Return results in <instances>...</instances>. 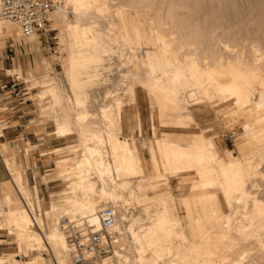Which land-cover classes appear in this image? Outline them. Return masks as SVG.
<instances>
[{"label":"bare ground","instance_id":"6f19581e","mask_svg":"<svg viewBox=\"0 0 264 264\" xmlns=\"http://www.w3.org/2000/svg\"><path fill=\"white\" fill-rule=\"evenodd\" d=\"M122 10L114 18L116 20L119 18L118 23L114 24L118 27L116 29L119 44L131 45L138 54L140 62L136 67L139 68L135 70L136 73H132L133 82L146 92L148 98L150 97V105L158 113L161 123L172 128H187L192 123L197 125L190 107L209 103L213 99H217L221 105L245 108L246 113L243 116L250 118L252 113L258 116L253 122L243 124L241 130L244 132V143L241 145L248 147L257 145V148L259 147L257 153L260 154L258 153L256 157L264 159V69L241 61L238 55L231 59L226 53L225 57L226 54L224 55L222 51L220 64L215 60L219 66L216 67L215 64L214 68L206 67L207 65L205 68H199L193 60L179 61L176 52L174 54L171 49L172 43L166 39V34L156 30L155 25L152 26V18L147 15L152 21L140 22L135 19L139 17L138 14L134 17L126 14L125 21ZM105 11L106 6L102 0H63L60 9L51 15L54 27L64 29L66 51L63 52H67L68 57H61L60 63L74 92L80 91L81 87L86 85L84 81L86 82L85 79L88 78L87 65L102 60L100 53L103 49L99 51L98 45L101 42H97L99 38H95L97 33L93 27L96 26V22L91 20L92 13L95 12L100 17ZM69 13L72 14V19L68 17ZM106 25L111 27L113 24L110 26L108 21ZM144 25H147L146 28L150 31H147ZM14 30H18L15 25L0 23V40L11 37ZM107 37H110L109 34ZM34 42L37 44L33 38L32 45ZM103 45L101 44L102 47ZM114 46L116 47V44ZM222 48L224 52H229V46L224 45ZM110 52H113L111 47ZM258 52V50L254 54L252 52L253 60L258 58ZM41 66L42 69L47 68L45 61L41 60ZM19 68L7 72L21 75ZM31 73L28 72L29 77ZM81 75L83 78H78ZM35 80L37 79H32L31 83ZM41 83L42 91L37 96L40 100H49L47 107L42 109V116L52 120L57 138L67 139L76 134L79 139L76 146H81L82 151L59 161L58 165H62V168L55 171L54 179L62 182L65 188L56 195H50L49 206L43 213H40L41 200L37 188L34 187V200H31L30 190L23 180L21 171L16 170L14 164L8 167L9 171L6 168L20 201L6 206L0 202V231L8 228V235L14 236L16 240L17 253L14 256L9 254L0 256V264H9L10 260L17 261L24 253H31L34 256L32 264H47L43 257L45 252L52 255L53 264H70L68 257L70 246L60 221L64 218L68 220L79 218L86 221L89 228L97 229L100 211L109 207L113 208L117 215L116 236L112 242L111 253L104 260L105 264H216L209 256L216 253L213 251L217 250V245L213 241L218 242L219 239L223 241L219 244L224 248L223 262L264 264V169L263 167L259 169V164L264 163L263 160V163H260L261 161L259 164L253 163L251 158H254L255 154H250L251 151L250 155L240 158L235 157L231 151L220 157L216 153V144L203 134L176 137L166 133L161 138L158 149L154 146L147 147L152 173L145 175L141 159L143 157L139 154L135 139L122 135L124 105L117 104L113 110L115 117L112 118L109 106L101 104L97 115L101 127L98 128L99 121L96 119L97 124L94 122L97 117L87 111H79L75 118H71L73 107L69 106L68 102L62 103L55 98L56 91L50 82L51 86ZM135 88L134 86L129 88L131 93L129 102L137 110ZM75 102L78 106L83 104L79 95L78 97L76 95ZM107 119L111 121L108 122ZM135 121L136 128H139L140 117L137 112ZM151 125L152 130L157 128L154 121ZM182 142H187V145ZM3 146L4 144L0 143V152L7 154ZM73 147L75 146H68V149ZM103 148L107 149L106 155L109 156L110 162L105 159L107 156L103 155L106 153ZM59 151L61 149L54 152ZM191 171L196 176L190 188L192 195L181 202L187 216L188 223L185 224L189 225L191 230V234H188L193 238L189 244L175 243V239L186 240L188 234L185 237L186 234L180 231L179 219L174 209L176 202L170 193L156 196L159 198L160 210L152 215L147 212L145 219L123 215L127 214L128 206H131L129 199L136 196V192L149 196L154 193L155 184L164 176L176 174L182 176ZM247 174L253 177L250 183H247ZM124 177L141 179L139 181L141 189H133ZM246 184H249V187ZM36 206L38 212H35ZM222 208L225 209V213ZM248 209L250 211L247 213ZM31 214L35 215L38 226L36 228L32 227ZM247 214H250V217L246 218ZM221 217L222 225L219 226ZM238 219L240 221L235 223ZM146 220H149V223L145 222ZM211 221L215 224L216 233L213 229L208 232H214L219 238L209 240L214 247L216 245L213 247L214 250L211 243L209 245V241L205 242L206 238L203 237L202 232H206V235L208 232L199 230L201 228L204 230V224ZM212 224L208 223L206 226ZM212 232L210 237L215 236ZM164 252L171 254L170 257ZM202 255L208 259L202 258Z\"/></svg>","mask_w":264,"mask_h":264},{"label":"rangeland","instance_id":"374dc122","mask_svg":"<svg viewBox=\"0 0 264 264\" xmlns=\"http://www.w3.org/2000/svg\"><path fill=\"white\" fill-rule=\"evenodd\" d=\"M102 1H104L106 6V11L103 13L104 15L101 14L103 16L99 17L94 12L92 13L93 17L91 20L96 22V26H100L99 31H104L99 32L98 27L93 26L95 27V32L97 33L95 38H99L98 40L100 41L97 40V42H101L100 44L98 43L99 51L101 48L103 49L101 50L102 53H100L102 60H100L98 63L87 65L86 72L88 73V78L85 76L84 77L86 78L85 80L88 81L89 79V81L85 82L83 80L84 84L86 85L83 84L84 87L82 86L78 92H74L72 90L70 83L65 76L64 68L60 63L61 57H68V53L63 52L64 50L66 51V41L64 40V29L62 27L55 28L53 21H51L52 32H50L49 35L51 37L55 36L56 39L49 41L47 44L45 43L43 37L37 38L32 36L23 39L19 35L18 30H14L11 34V37H6L5 39L0 40V132L2 133L0 142L5 146H3L5 149L2 148L4 149V152L7 151V154L0 152V156L8 171V166H11L14 163L16 164V168L21 171L23 180L30 190L31 200H34V187L37 188L38 196L41 200L40 213H43V210L48 208L50 195H56L65 188V185L62 182H52L49 180V178L55 177V171L62 168V165H58L59 161L68 157H72L74 153L82 151L81 146H76L79 143V139L76 134L67 139L57 138L54 134L55 126L52 120L46 116H42V109L47 107V101L49 100H40L37 96L38 93L42 91L41 82L44 83L43 85H52L55 88V98L59 102H68L69 106L73 107L74 112H72L71 118H75L79 111H87L88 113H91L97 117L101 104L103 106H109L111 109L112 118H114L115 116L113 110L116 108L117 104L124 105L122 112V128L123 119L126 112H134L133 119L135 120L137 110H135L133 108V104L129 102V98L131 97L129 88L132 86L136 87L135 89L137 96L144 100L145 109L147 112H149V115L152 113L151 120L152 122L154 121L157 128L152 130L153 135L151 137L143 135L141 136V127L137 128V130H139V135H126L123 133V129L122 135L125 137L132 136L135 139V144L139 150V154L141 157H143L141 159L145 175L152 173L147 147L154 146L158 149L161 144V138H163L166 133L176 137H189L191 135L190 133H192V135L203 134V136L211 139L216 144V153L220 157H224L227 151H231L235 157L239 156L240 158L244 155H248L251 151L250 154H255V157L251 155L254 157L251 158L253 163L256 162L259 164L260 161V163H263V158L260 159L259 156L256 157V155L260 154L259 152V154L257 153V149L259 148H257V145H250L249 147L245 145L242 146L244 143V132L241 130L243 124L253 122L258 116L255 113H252L250 118L246 115L243 116L246 113L244 111L245 108L243 109L233 105H221L217 99H213L209 103L206 102L204 104H195L193 107H190L197 125L192 123L189 124V127L187 128H172L171 126L168 127V125L166 126V124H162L158 113L150 105V97L148 98L146 92L133 82V74L136 73L137 71L135 72V70L139 68L136 67L139 66V56L131 45L122 43V46V44H119L120 39L118 37V29H116L118 27L117 25L114 26V24L118 23L119 18L117 17V20L114 18H116V14L120 13L119 11L122 10V8V13L123 15L125 14L123 17L125 21H127L126 14H130L133 17L135 14H138L139 17H136L135 19L140 22L151 20L148 19L149 17L152 18V26L155 25L156 30H161L160 32L166 34L164 35L166 36V39L172 43L171 49L174 51V54L176 52L175 55L179 57V61H196V63L199 65V68H205L206 65V67L212 66L211 68H214L215 64H217L216 67H218L220 57L223 55V53L224 55L227 53L228 57L231 59L235 58V55L236 57L238 55L241 61L243 60L244 62H247V64L256 65L264 69V0ZM123 11H125V13ZM113 14L115 15L113 16ZM145 16H147V19ZM68 17L70 19L73 18L71 13L68 14ZM108 21L110 26L113 24L111 26L112 28L106 25L108 24ZM8 24L10 25V23ZM143 27H145L147 30V25H144ZM147 31L150 30L148 29ZM108 34L111 38L107 37ZM110 34L115 35L118 38H115V36H111ZM103 35L105 37H103ZM33 38L37 41V44L34 42L35 44L32 45ZM114 40L116 41L114 42ZM101 44H108L107 46H109V49L106 47V45H103L102 47ZM114 44H116L117 48L114 46ZM224 45L229 46V52H224L222 50ZM110 47L111 51H113L115 55L113 52H110ZM105 50H108L107 54ZM256 50L259 51L257 53L258 58H255L256 61H254L255 59L253 60V54ZM220 52L221 55L219 56ZM227 54L225 57H227ZM41 60L45 61L47 67L46 69H42ZM215 60H217L218 63ZM17 68L21 70V75H18L17 73L8 74L7 71H12ZM29 71H32L31 77L28 75ZM130 74H132V76ZM18 77L19 79H17ZM34 78L39 80V82L35 80L31 83V80ZM78 78L81 79L83 76L81 75ZM49 82L51 85H49ZM12 84H15L14 91L10 89ZM5 85L7 88L1 89V87ZM76 95L77 97L79 95V99L81 98V102L83 103L81 106L76 105ZM16 105H22L24 110L30 114V118L28 119L29 121L27 124H25L27 125L26 128L29 130V132L23 135L24 137L21 136L18 140H14L12 142L5 134L7 130L11 131V129L9 130V127L13 128V122L6 119V114H8L7 112H9L10 109ZM63 113L61 115H63ZM112 118L110 119L112 120ZM96 119L98 120V117L94 120V122L96 121L95 123L97 124ZM109 120L108 122L111 121ZM99 123L100 121L98 122V125ZM105 123L107 124V121H105ZM100 127L101 126L99 125L98 128ZM4 128L8 129L2 131ZM114 129L115 128H113V130ZM182 132L184 134L188 133V135H177V133ZM182 144L187 145V142H182ZM68 146L75 147L69 148V150ZM241 147H243L242 150ZM56 149H61V151L56 153L54 152ZM103 150L106 152L103 155L105 157L107 156L105 159L107 162H110L111 160L109 161V156L106 155L108 154L106 151L107 149L103 148ZM260 150L261 148L258 151ZM261 168L264 169V163L259 164V169ZM136 177L124 178L127 182H129V185H131L133 189L138 190L141 189L142 185L139 183L141 179H137ZM195 178L196 176L192 171L182 176L181 174L164 176L155 184V191L149 196H147V194H144V196L139 195L136 192V196L129 199V201L131 200V206H128L129 210L127 211V214L123 215L145 219L147 212L152 215L160 210V205L158 203L159 198H156V196H162V194L170 193L176 202L174 209L176 210L175 214H177L179 219L178 223L181 225L180 226L178 224L179 228L181 229L179 230L186 234V237L188 233L191 234V230H189V225H186L188 223L186 222L187 216L185 209L181 206V202L184 198H191L192 194L190 192V188L193 185ZM252 178L253 177L251 175L247 174V183H250L249 181H251ZM8 180L9 177L7 176L6 181ZM2 185L3 184H0V187ZM246 185L249 187V184ZM3 197H5V190L0 188V198ZM12 198L17 202L20 201L18 195H13ZM219 199H221V197H219ZM223 209L224 208H222V210ZM35 210V212L39 211L37 206L35 207ZM249 211L250 210L248 209L247 213ZM223 212L225 213V209ZM150 215H147V217ZM249 215L250 214H247L246 218L250 217ZM222 217H224V215H222ZM63 220H68V218L62 219L60 221L61 225ZM220 220L219 226L222 225L221 223L223 218ZM237 221H240V219L236 220L235 223H237ZM145 222L149 223V220H146ZM208 223L212 224L213 221ZM206 224H204V230H201L202 228L199 230L207 232L210 229H213L214 231L216 230L214 223L207 226ZM7 229L5 228L3 231H0V238H4V240H6L5 247L7 248L3 251L4 254L2 255L9 254L14 256V254L16 255L17 253L16 240L14 236L8 235L9 230ZM211 232H208V235L205 234L206 232H202L204 239H208H205V242H208L212 238L219 239L216 237L217 235L214 234V232H212V234L215 236L210 237ZM189 234V237L187 236L186 240L183 241L182 239H175V243L181 244L182 242H185L186 245L189 244L193 239ZM219 240L222 241L221 239ZM220 241H213V243H216L217 245V250L213 249L214 244L211 241L208 242L209 245L211 243L212 249L214 250L213 252H216L209 257L213 260V262L215 261L216 264H229L226 261L223 262L222 253L224 248L222 245H219L221 244ZM164 253L168 257L171 255L167 254L166 252ZM216 254L217 256L214 257ZM2 255L0 254V256ZM43 257L45 258L47 264H53L52 255L45 252L43 253ZM201 257L204 259L207 258L205 255H202ZM33 258L34 256H32L31 253H24L22 254V257L19 258V260H26L32 264ZM9 264L18 263L14 260H10Z\"/></svg>","mask_w":264,"mask_h":264},{"label":"built area","instance_id":"2783aa9c","mask_svg":"<svg viewBox=\"0 0 264 264\" xmlns=\"http://www.w3.org/2000/svg\"><path fill=\"white\" fill-rule=\"evenodd\" d=\"M62 5L63 0H0V23L15 25L23 39L34 35L43 37L47 44L56 39L55 36L49 35L52 32L51 15ZM6 88V85L1 87ZM10 89L14 91L15 84H12ZM6 129L8 128L2 131ZM1 162L4 165L2 160ZM31 216L32 227H38L35 215ZM99 219L97 229L89 228L87 222L79 218L62 221V228L70 246V264H105L104 260L110 255L116 236L117 215L113 208L109 207L100 211Z\"/></svg>","mask_w":264,"mask_h":264},{"label":"crops","instance_id":"0c3cea01","mask_svg":"<svg viewBox=\"0 0 264 264\" xmlns=\"http://www.w3.org/2000/svg\"><path fill=\"white\" fill-rule=\"evenodd\" d=\"M32 72V71H31ZM6 114V119L10 120L13 122V128L9 127V130L5 133L8 138L13 142L14 140H18L21 136L24 137L26 133L29 132L27 130V122L29 121L28 119L30 118V114L24 110L22 105H16L15 107H12L9 112ZM126 112L124 119H123V133L126 135H139V130L136 128V121L133 119L134 112ZM137 113L139 114L140 117V127H141V136H148L151 137L153 135L152 131V120L151 116L149 115V112L146 111L145 106H144V100L140 99L137 96ZM133 114V115H132ZM132 116V117H131ZM151 120V121H150ZM139 127V128H140ZM183 135L186 136L188 133H177V135ZM192 134V133H190ZM189 134V135H190ZM2 137V133L0 138ZM1 143V142H0ZM3 144V143H2ZM14 162V161H13ZM3 163L0 160V184H3L0 188L5 190V197L0 198V202L2 205H12L16 203L17 201L13 200V195H18L16 188L14 185L11 183V180L9 178L8 181H6L7 172L5 170L6 167H4ZM9 167V166H8ZM14 167L16 170V164L14 163ZM52 182H59L55 180L53 177L49 178ZM6 181V182H5ZM19 196V195H18ZM20 198V197H19ZM5 241L4 238H0V254H4L3 251L6 250L7 248L5 247ZM18 264H29V262L25 261H16ZM27 262V263H26Z\"/></svg>","mask_w":264,"mask_h":264}]
</instances>
